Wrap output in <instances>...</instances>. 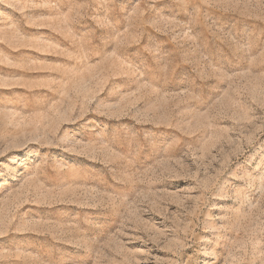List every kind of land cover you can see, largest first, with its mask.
I'll use <instances>...</instances> for the list:
<instances>
[{
	"label": "rangeland",
	"instance_id": "rangeland-1",
	"mask_svg": "<svg viewBox=\"0 0 264 264\" xmlns=\"http://www.w3.org/2000/svg\"><path fill=\"white\" fill-rule=\"evenodd\" d=\"M0 264H264V0H0Z\"/></svg>",
	"mask_w": 264,
	"mask_h": 264
}]
</instances>
